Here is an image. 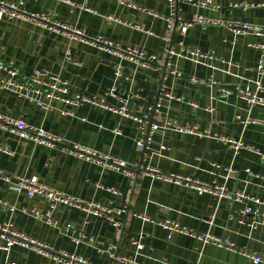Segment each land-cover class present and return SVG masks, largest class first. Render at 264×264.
I'll use <instances>...</instances> for the list:
<instances>
[{"label":"crops","instance_id":"obj_1","mask_svg":"<svg viewBox=\"0 0 264 264\" xmlns=\"http://www.w3.org/2000/svg\"><path fill=\"white\" fill-rule=\"evenodd\" d=\"M73 1L85 8L55 0H25L22 10L29 15H45L90 39L104 38L122 49L134 48L156 60L143 67L55 33L34 19H4L0 21V62L15 61L21 80L37 69L56 74L69 82L71 98L87 97L115 107L126 103L134 115H149L160 128L145 151L137 145L142 137L137 122L99 104L71 106L56 101L54 109L46 112L13 92L0 90V115L41 128L67 146L110 155L125 162L128 169L137 166L128 174L103 166L96 158L65 151L63 146L37 145L0 128V170L5 174L37 177L41 183L81 201L126 210L119 217L122 228L117 230L104 219L58 206L53 218L60 226L70 224L72 234L85 236L77 244L61 228L30 216L32 210L44 212L46 202L16 193L0 179V199L9 206H0V226L9 225L12 231L56 253L83 258L86 264H120L121 259L137 264H254L240 252L264 257V127L242 123L247 118L264 119V108L249 110L238 97L219 92L222 86L256 88L260 81L258 65L264 58V34H235L226 26L194 25L182 36L178 28L194 17L264 28V0H211L205 7L180 4L178 16L171 19L172 28L163 19L170 16L166 0H126L136 9L122 6L119 0ZM240 4L255 7L245 9ZM150 11L160 17L151 16ZM180 42L187 48L213 53L218 60L194 62L179 55ZM168 48L176 55L169 57ZM168 69L182 76L175 77ZM211 80L219 86H210ZM262 83L264 86V80ZM157 104L160 107L154 109ZM208 108L213 111L208 112ZM70 111L74 117L62 113ZM167 122L197 128L202 135L178 132ZM222 137L242 143V149L235 151ZM148 166L164 174L192 176L204 184L216 182L229 192L252 196L255 201L249 205L258 213L243 216L248 203H230L156 181L143 174ZM109 189L118 190L120 195H113ZM139 215L173 220L198 235L210 233L231 242L239 252L204 245L179 233L169 237L166 230ZM140 240L143 249L134 244ZM0 264L66 263L44 256L35 246H14L9 252L0 250Z\"/></svg>","mask_w":264,"mask_h":264},{"label":"built area","instance_id":"obj_2","mask_svg":"<svg viewBox=\"0 0 264 264\" xmlns=\"http://www.w3.org/2000/svg\"><path fill=\"white\" fill-rule=\"evenodd\" d=\"M39 1V0H33ZM59 3L68 5L72 8H80L84 9L85 7L82 5H77L73 0H55ZM170 7V16L164 17L163 19L168 22V27L172 28L173 25L171 23V19L178 16V11L180 4H193L197 6H208L211 4V0H166ZM122 6H126L128 8L136 9L137 7L126 1L119 0ZM25 0H0V21L4 19L14 20V19H25L31 20L34 19L43 26L49 28L51 31L58 34H66L68 38L73 40H79L83 43H87L103 53L118 56L120 58L128 59L130 61L136 62L137 64L143 67H150L152 63L156 60V57L149 56L147 57L145 54L138 52V50L134 48H126L122 49L118 45L113 42L104 39V38H88L83 32L73 29L72 27L57 22L51 21L47 16L42 14H32L29 15L22 10L24 6ZM239 7L248 9L254 8L253 4H240ZM237 7V6H235ZM149 14L155 18L160 17L157 13L149 12ZM181 22V21H180ZM179 22V23H180ZM194 25H201L202 27H206L208 25H216V26H226L229 30L235 34L241 32L252 31L256 34H264V28L253 26L249 23H229L224 24L219 21L214 20H204L201 17H194L190 21L182 22L179 24L178 28L182 36H184L190 28ZM180 45V53L179 55L186 56L190 60L194 62H202L207 60H218L217 57L214 56L213 53H203L198 49H191L184 46L183 42L179 43ZM168 56L176 55V52L172 48H168ZM69 56V53L67 54ZM223 64H227L222 61ZM230 66H237L236 64L230 63ZM258 75L260 76V81L256 84V88L252 89L250 86L241 87L234 86L231 88L228 87H220L219 92L225 97L236 96L241 101H243L249 110L254 108H264V58L261 59L258 65ZM168 72L175 76L181 77L182 73L178 72L175 69H168ZM0 90H7L15 93L18 97L26 99L28 102L37 105L42 110L49 112L54 109V102L60 101L65 102L71 106H79L80 103H92L99 104L102 108L109 110L115 114L122 115L126 118H131L135 122H137L139 126V130L142 134V137L137 141L138 147L143 150H149L150 145L153 141L154 133L159 130V125L152 122L151 116L149 115H134L132 111H130L129 107L126 103L121 104L119 107L115 106H106L103 103H98L96 100L89 99L87 97H70V84L68 81L62 79L60 76L48 72L46 70H34L31 75L26 80H21V71L19 69L18 64L15 61L9 62H0ZM119 76L121 74H118ZM192 81L199 83L200 81L197 79H192ZM219 83L211 80L209 82L210 86H219ZM163 94H160V98H162ZM167 97L173 99V97L169 94H166ZM195 106V105H194ZM160 107V104H157L154 109ZM208 112H212L213 109H207ZM63 115L74 117L75 114L73 112H62ZM244 126H261L264 127V119H255V118H247L242 122ZM167 125L173 126L175 130L178 132H187L191 134L202 135L201 132L197 130V128H189L186 126L177 125L173 122H167ZM0 128L4 130H8L12 133H15L20 138L24 140L31 141L37 145H44L49 148H54L55 146H63V150L74 152L76 154H80V156H86L88 159L96 158L100 161L103 166L115 168L118 170H123L125 173H133V170L136 169L137 166H134L133 169H128L126 167V163L113 158L110 155H98L92 150H88L82 146H67L65 145L59 138L54 136L53 134L46 132L45 130L31 126L26 124L23 120L13 119L7 116L0 115ZM119 133V131L117 132ZM222 141L225 144H229L235 151H239L242 149L243 145L240 142H235L231 139L222 137ZM164 147H162L163 149ZM7 152V151H5ZM142 171L141 167L138 169ZM248 172V170H247ZM143 174L149 178H152L156 181H163L170 184H175L178 186H182L190 191L196 192L198 195H213L216 196L220 200H227L230 203H248V206L241 213L243 216H247L250 214L256 215L258 213L257 209H254L249 204L255 201V198L252 196L246 195L241 192H229L224 186L218 185L216 182H212L211 184H204L200 182L198 179L192 176H185L179 174H164L160 170L155 167L148 166L143 170ZM0 179L9 185V188L18 193H25V195L31 199H41L47 203V209L44 212H39L37 210H32L30 212V216L35 218L36 220L42 221L45 224L52 226L54 228L62 229L66 235H68L73 242L80 243L85 236L82 233L72 234L73 227L70 224H66L64 226H60V222L53 218V214L58 206L64 205L73 209L80 210L87 214L88 216H92L95 218L104 219L112 224L117 230L122 228V222L119 221V217L126 213L125 209H113L109 207H104L95 202H84L72 196H68L54 190L53 188L41 183L37 177L28 178L26 176H9L0 170ZM110 193L115 196L120 195L118 190L109 189ZM0 206L7 208L8 203L4 202L0 199ZM12 212H15V208H11ZM143 221L152 223L161 227L169 233V237L174 233H179L183 235H187L195 238L196 240L202 242L204 245H214L219 248H225L230 252L238 253L239 251L231 242L227 240H222L220 238L215 237L210 233L205 234H195L192 231H189L185 228H181L180 225L173 220H154L148 218L146 216L139 215ZM241 224H244L241 221ZM137 244L139 249H143L144 246L140 240V242H134ZM14 246H20L23 248H29L30 246H35L39 249L40 253L44 256H49L54 258L57 262L66 263V264H86V261L83 258H78L74 256H69L65 252L56 253L48 246L38 243L35 240H31L27 235L22 233H17L11 230L9 225L0 226V250L9 252L11 248ZM245 257L250 259L254 264H264V257L259 256L257 254H250L245 252H240ZM120 264H137L135 261L121 259L118 260Z\"/></svg>","mask_w":264,"mask_h":264}]
</instances>
